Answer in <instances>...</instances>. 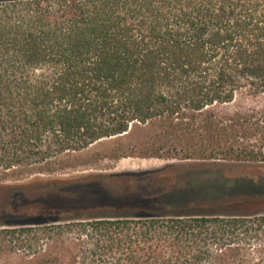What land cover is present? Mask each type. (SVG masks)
<instances>
[{
  "label": "trees",
  "instance_id": "obj_1",
  "mask_svg": "<svg viewBox=\"0 0 264 264\" xmlns=\"http://www.w3.org/2000/svg\"><path fill=\"white\" fill-rule=\"evenodd\" d=\"M261 100L264 0H0V188L71 194L88 178L57 175L103 159L264 169ZM222 180L221 201L264 199L262 180ZM20 198L0 264H264V213L179 191L49 215Z\"/></svg>",
  "mask_w": 264,
  "mask_h": 264
},
{
  "label": "rangeland",
  "instance_id": "obj_2",
  "mask_svg": "<svg viewBox=\"0 0 264 264\" xmlns=\"http://www.w3.org/2000/svg\"><path fill=\"white\" fill-rule=\"evenodd\" d=\"M246 104H244L245 106ZM258 107L264 109V100H261ZM106 144L95 146V149L103 151ZM224 171L210 173L212 170L202 166V163L195 161L160 160V159H140L124 158L120 160L103 159L92 163L85 168L69 170L57 175L59 178L80 179L87 177L88 185L75 188L71 194L63 192L45 193L32 190L26 192L13 191L5 187L0 188V214L3 211L9 212L10 199L20 198L19 212L34 214L43 212L44 215L53 214L59 210H69L75 208H94L98 203H103L106 195L116 197L123 196H148L164 192L179 191L192 195L196 201L193 210L200 213L217 215H243L264 213V199L254 201H221L220 195L208 186L223 181L222 179L233 180L236 178H248L252 180H262L264 182V169H243L234 166H244L235 163H223ZM134 174L131 178L127 175ZM118 176L108 178V176ZM221 179H220V178ZM38 178L37 175L23 178L11 179L5 184H27ZM46 179V176H39ZM31 191V192H30ZM92 196V198L90 197ZM98 208V206H97ZM74 234V233H72ZM73 236V235H72Z\"/></svg>",
  "mask_w": 264,
  "mask_h": 264
}]
</instances>
